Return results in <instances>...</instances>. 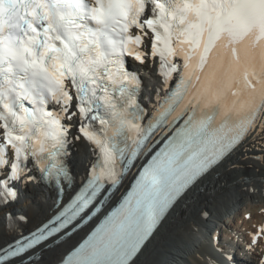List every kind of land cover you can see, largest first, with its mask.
Masks as SVG:
<instances>
[{
    "label": "snow or ice",
    "instance_id": "6c2138e0",
    "mask_svg": "<svg viewBox=\"0 0 264 264\" xmlns=\"http://www.w3.org/2000/svg\"><path fill=\"white\" fill-rule=\"evenodd\" d=\"M242 160L264 166V0H0V264H166L175 209ZM231 187L173 225L191 264H264V225L210 226Z\"/></svg>",
    "mask_w": 264,
    "mask_h": 264
},
{
    "label": "bare ground",
    "instance_id": "6f19581e",
    "mask_svg": "<svg viewBox=\"0 0 264 264\" xmlns=\"http://www.w3.org/2000/svg\"><path fill=\"white\" fill-rule=\"evenodd\" d=\"M133 65L135 66L134 63ZM240 164L241 167L238 171H225L218 180L214 179L210 182L206 181L204 185L191 194L187 201L182 202L181 205L175 209L168 224L154 241L152 248L150 249L149 256L145 257L144 259H161L165 261L166 264H191V252L193 249L187 244L181 242L173 225L184 223L191 216L195 209L199 208L205 201H207L212 195V189L214 185L219 186L227 182L229 185H232V187L229 189L232 195L225 204L214 210L213 219L210 224L211 227L217 228L215 220L221 218V216L223 219V212L228 211V208H230L229 210H233L236 205V203H234L235 201H238L239 204L258 202L259 207L262 209V213L255 217L256 221L254 220V224L256 228L264 225V192L258 191V188L264 190V182H262V180H264V166L252 160H242L240 161ZM241 177H248L247 179H250L254 183L256 188L254 193L242 190V188L248 187V185H243L241 183L236 184V182L239 181ZM258 194L262 197L260 198ZM50 195L51 193L48 191V189H45L41 186H38L28 192L29 199L35 201L37 205L43 204ZM252 231L254 230L248 229V233ZM244 238H246V236H244ZM168 241H172L171 244H168ZM157 250L163 254L157 256L155 254ZM252 258L255 261V256H252Z\"/></svg>",
    "mask_w": 264,
    "mask_h": 264
},
{
    "label": "rangeland",
    "instance_id": "374dc122",
    "mask_svg": "<svg viewBox=\"0 0 264 264\" xmlns=\"http://www.w3.org/2000/svg\"><path fill=\"white\" fill-rule=\"evenodd\" d=\"M258 191L264 192L261 188H258ZM258 196L260 198L262 197L259 194ZM234 203H236V205L233 210H229L230 208H228V211L223 212V219L221 216V218L215 220L217 228H219V231H221L225 237L233 231L240 235H247L248 229L255 230V217L262 213V209L259 207L258 202L239 204L238 201H235ZM171 242L172 241H168V244H171Z\"/></svg>",
    "mask_w": 264,
    "mask_h": 264
}]
</instances>
